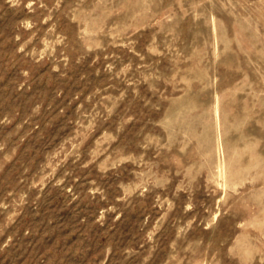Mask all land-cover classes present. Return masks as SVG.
<instances>
[{
	"label": "rangeland",
	"instance_id": "374dc122",
	"mask_svg": "<svg viewBox=\"0 0 264 264\" xmlns=\"http://www.w3.org/2000/svg\"><path fill=\"white\" fill-rule=\"evenodd\" d=\"M0 264H264V0H0Z\"/></svg>",
	"mask_w": 264,
	"mask_h": 264
}]
</instances>
